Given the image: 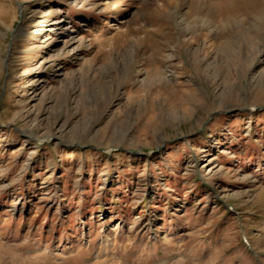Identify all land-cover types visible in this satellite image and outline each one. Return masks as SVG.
Instances as JSON below:
<instances>
[{"label":"rangeland","instance_id":"1","mask_svg":"<svg viewBox=\"0 0 264 264\" xmlns=\"http://www.w3.org/2000/svg\"><path fill=\"white\" fill-rule=\"evenodd\" d=\"M0 264H264V0H0Z\"/></svg>","mask_w":264,"mask_h":264},{"label":"bare ground","instance_id":"2","mask_svg":"<svg viewBox=\"0 0 264 264\" xmlns=\"http://www.w3.org/2000/svg\"><path fill=\"white\" fill-rule=\"evenodd\" d=\"M115 230H118V228H117V229H115Z\"/></svg>","mask_w":264,"mask_h":264}]
</instances>
